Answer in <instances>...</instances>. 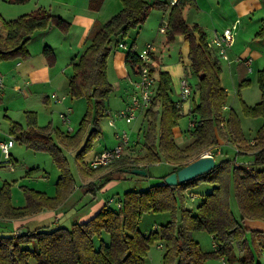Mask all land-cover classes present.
Instances as JSON below:
<instances>
[{"label": "trees", "instance_id": "1", "mask_svg": "<svg viewBox=\"0 0 264 264\" xmlns=\"http://www.w3.org/2000/svg\"><path fill=\"white\" fill-rule=\"evenodd\" d=\"M27 1L9 0L12 4ZM260 1L264 7V0ZM120 2L121 10L92 29L87 37V46L71 64L69 95L77 100L84 99L87 104V112L76 132L63 134L49 124L38 126L33 112L25 113V127L18 123L11 125V136L27 149L47 153L56 164L59 177L55 183V194L50 197L23 187L25 206L16 208L11 203L10 184L4 182L0 187V219L14 220L43 210H53L67 200L75 180L68 169L63 148L75 152L78 170L85 178L103 173L102 185L131 174L126 169H144L147 175L150 166L165 162L169 171L161 177L160 184L144 190L126 191L120 210L104 207L85 222H72L70 228L58 226L25 233L16 231L17 234L11 232L10 235L0 231V264H143L150 245L155 241H159L164 250L162 264H205L209 257H219L230 263L256 264L248 249L246 235L251 232L257 246L256 238L264 239V233L250 231L246 221L264 223V68L257 72L259 102L254 106L242 103V112L246 117L262 119L255 137L247 140L234 111L231 110L228 117L223 116L226 91L220 81L221 67L206 47V36L202 30L186 22L183 15L185 3L168 6L144 0ZM96 4L95 0H91L90 7L96 8ZM168 7L165 41L172 43L177 36L184 38L189 46L190 62L186 73L197 79L194 90L199 101L190 112L192 121L188 129L191 142L184 148L176 145L174 129L181 117V102L171 98L169 74L156 71L152 64L155 89L152 103L145 113L147 126L143 133V155L131 157L125 154L108 166L90 170L84 155L100 135L99 122L112 92V85L107 79L108 57L114 47L125 41L132 29H139L145 23L152 8L167 11ZM2 25L4 34H0V61L28 57L27 43L35 31L56 27L67 32L69 28L63 19L41 8L12 21H2ZM254 38L264 41V21ZM135 44L133 39L125 52V62L137 75L140 63ZM44 52L52 56L50 49L45 48ZM247 83V80L241 79L239 86ZM225 137L229 144L237 146L234 148L236 157H248L251 162L248 168L234 166L235 157L216 158V149L220 148L219 138ZM207 149L212 150L215 160V166L210 171L175 187L163 184L167 175L197 160ZM201 184L210 185V192L204 195L195 210L186 208L187 193L196 195L194 190ZM231 189L240 212L238 220L229 207ZM146 213H167L169 221L158 230L155 227L148 234L141 233L138 224ZM0 228H3L1 224ZM196 231H206L217 248L211 253L204 252L193 238ZM234 246L244 252L243 256L238 258L234 254ZM261 246L264 247V242Z\"/></svg>", "mask_w": 264, "mask_h": 264}, {"label": "crops", "instance_id": "2", "mask_svg": "<svg viewBox=\"0 0 264 264\" xmlns=\"http://www.w3.org/2000/svg\"><path fill=\"white\" fill-rule=\"evenodd\" d=\"M97 2L96 8L90 7L91 0H28L23 4H12L9 0H0V17L2 21L9 22L20 16L30 14L37 9H44L51 15L63 19L68 23L69 28L67 32H62L60 29L56 27H48L43 30L35 31L31 36L27 43V49L29 52L28 57L26 58H10L6 60L0 61V75L3 79V89L2 96L0 97V108H4L5 113L3 114V118H5L9 125L8 131L4 133L8 135L7 137H0V141H4L11 136V125L12 123L21 124L25 127L26 123V112H33L36 115L38 126H46L51 125L57 131L63 134H74L78 128H70L69 125H65L62 123L61 114L64 113L65 109L68 107L71 108V103H68V98L72 101L74 98H71L69 95L68 88V76L71 73V64L76 61L81 52L87 46V37L92 31V29L99 25L108 21L112 16L118 13L121 8L120 0H95ZM150 4L154 2H161L168 6H170L171 0H144ZM199 3L203 1L204 3H215L216 6L220 8L219 13L214 16V12L210 10L209 12L205 11L204 16H206V21L204 22L201 18V10L199 8L194 11V15L191 17V20H188L190 11L185 10L188 5L195 4L194 0H181L180 3H185V8L183 11L184 18L189 25H197L202 32L206 36V42L211 41L217 35H220L222 31L228 27L233 21L236 19H240V17L248 18V21L252 23V18L256 14H263V17L260 18L259 28L264 21V7L260 0H198ZM179 3V4H180ZM198 5V4H197ZM198 7V6H197ZM161 11L156 8H152L143 25L147 26V22L150 18L152 11ZM190 10V9H189ZM169 13V7L167 11H163ZM193 14V13H192ZM168 16V15H167ZM156 19V18H154ZM195 19V20H193ZM167 20V19H166ZM165 20V21H166ZM0 20V23L2 24ZM160 21L158 32L162 36V41L164 44H177V61L170 63H163L161 66L156 65L157 62V48L156 45L153 44V39L155 37V29H149V36L153 38L151 41L147 42L152 45V59L153 65L157 69L156 71H164L167 72L171 79V98L173 101H180V80L183 78L186 69L189 67L188 60V51L189 46L188 43L184 41L182 36H177L176 39L172 43H167L165 41V33L167 21ZM210 21V22H208ZM256 23V22H255ZM142 25V26H143ZM157 22L155 23V26ZM3 25H1L2 27ZM238 33V31H237ZM236 33V36H237ZM4 34V32H3ZM2 34V35H3ZM255 35V34H254ZM135 39V37H133ZM255 40H259L254 38ZM263 41V40H262ZM126 44L127 49L116 48L112 49L108 61H107V79L109 83L112 85V90L116 89L118 93L123 94L120 95V106L117 108L118 110L123 108L129 101L130 97L134 92L133 82L136 80V75L133 74L129 68V66L125 62L126 51L128 50L129 44L125 41H122ZM136 45V44H135ZM50 49L52 56L48 53L44 52V49ZM251 48L247 47L245 49L239 50L236 46V38L233 47L228 50V61L226 62L228 69L239 70L242 74L240 76L241 79H245L246 75H243L244 72L248 71L247 67L244 65L243 59H251V66L254 62H260L264 60V53L260 51H254L251 55L248 51ZM137 53H140L136 50ZM215 60L221 67L219 62V58L216 56L215 51L211 50ZM231 59V61H230ZM264 65V64H262ZM250 66V67H251ZM264 68V67H263ZM70 69V72H67ZM259 71V70H258ZM155 77V74H154ZM192 94L188 100L180 103L181 107V116L186 114L190 117L192 121L190 112L193 109L195 104H198V93L192 88ZM56 93L57 95H62L61 98H65L61 101L53 100L50 95ZM80 99L76 100V102H80ZM20 103V111L22 112L24 123H19L17 120L12 119V114H10V107L14 103ZM63 103V104H61ZM1 110V109H0ZM60 112L59 120L61 125H64L67 128H61L59 125L54 123L52 118L54 113ZM109 108H106L104 113L107 114ZM146 111H143L137 115V117L142 119V122L147 123L145 119ZM49 114V118L47 116ZM103 116V117H104ZM14 117V116H13ZM21 119V118H20ZM40 119H46L47 124H41ZM100 123V122H99ZM60 124V123H59ZM191 126V122H190ZM189 126V128H190ZM70 129V130H69ZM100 129V127H99ZM176 129H174V134L176 133ZM139 131L144 133L142 128H139ZM115 134V133H114ZM101 135V132H100ZM13 137V136H12ZM14 141L19 142L16 137H13ZM138 142V143H137ZM137 147H140L139 141H137ZM15 144V143H14ZM136 146H133L127 150L133 149ZM14 148V146L12 147ZM104 149H107L106 146ZM142 149V148H141ZM101 151V150H100ZM143 151V149H142ZM102 152V151H101ZM99 154L95 152L92 157L86 162H88L95 156ZM129 155L128 153H126ZM143 154V153H142ZM131 156V155H129ZM133 156V155H132ZM131 156V157H132ZM13 158V157H12ZM15 160V158H14ZM91 170V169H90ZM167 173V172H166ZM165 173V174H166ZM164 174V175H165ZM103 173L97 174L94 177L83 178L81 180V186H86V190L91 192L93 197H95L94 193L98 190L103 193H107L112 188L114 189L117 184V180H112L102 185L103 183ZM7 182V181H4ZM92 185L93 188L88 190L87 185ZM80 186V187H81ZM29 188V187H28ZM33 189V188H32ZM81 189V188H80ZM36 190V189H34ZM38 192L45 193L47 196L52 197L54 194H48L47 192L39 191ZM78 191V190H77ZM24 198V197H23ZM106 199H102V201H96L94 205L90 207V209L86 212L83 211L79 218H74L73 222H85L95 214H97L100 210L106 207ZM11 203L16 208H21L25 206V199L21 202V200H16ZM64 205H58L53 210H43L39 213L33 214L31 216L22 217L14 220H1V225L3 228H0V231H3L5 234L10 235L11 232L19 231L20 233H25L27 231H32L29 227H34L35 229H53L55 227L61 226L67 228L66 222H64V215L59 210ZM73 217V216H72ZM61 221L64 223L60 224ZM50 224V225H49ZM35 225V226H33ZM246 225L252 231H258L260 234L264 233V223L261 221H246ZM250 230V231H251ZM257 246L258 249L262 247L264 239L261 237H257ZM258 250V252H259ZM259 263V261L257 262ZM223 264L225 262L223 261Z\"/></svg>", "mask_w": 264, "mask_h": 264}, {"label": "rangeland", "instance_id": "3", "mask_svg": "<svg viewBox=\"0 0 264 264\" xmlns=\"http://www.w3.org/2000/svg\"><path fill=\"white\" fill-rule=\"evenodd\" d=\"M194 1L195 4L188 5L185 9H188L186 11V14L188 11H190L188 20H191L190 17L194 15V11H196L198 8L199 10H201V18L204 22L206 21V16H204V14L202 13H204L205 11L209 12L210 10H212L214 12V16L219 13L220 8H218L219 6H216L215 3L208 4L204 3L203 1H201V3H199L198 0ZM167 15V12H158L156 10L152 11L150 18L147 22V26L143 25L139 29H132L129 32L128 37L125 39L126 42L130 44L133 40V37H135V49L138 52H141L145 48L146 44H150L147 42L153 39L149 36V29L151 27L154 28L156 33L153 39V44L156 45L157 48H159L157 51L158 58L156 62V65L158 66H161V64L163 63L176 62L178 57V45L164 44V42L162 41V36L158 32L160 21H165L167 19ZM261 17H263V14L260 13L251 17L253 21L252 23L248 21V18H244L243 16L238 19L240 23L236 36V46L239 50L249 47L251 48V50H249L248 52L251 55L254 51H260L264 53V41L254 39V34L259 30ZM191 18L195 17L193 16ZM156 22L157 25L155 26ZM1 25L2 24L0 23V34H3V27H1ZM219 62L221 64L220 81L221 85L226 91V100L224 103L225 107L223 108V116L228 117L230 111L233 110L239 119L240 127L245 138L247 140H251L255 137L256 132L262 123V119L246 117L242 112V103L246 104L247 106H254L256 103L259 102L260 90L257 84V72L258 70H261L264 67V65H262L264 64V60L260 62H254L253 65L250 67L251 73L244 72L243 75H246L245 80H247L248 83L242 85L241 87L239 85L241 81L240 76L242 74L239 72V70L235 69L231 71L230 69H228L226 62H224L222 59H219ZM67 72H70V69H68ZM184 74L186 75L187 81L190 86L195 89L197 79L192 75H188L186 72ZM54 94L57 96L58 99H61L62 95L60 96L56 93ZM120 95L122 96L123 94L118 93L117 90L114 89L108 97L106 107L107 109L109 108V113H112V115L116 111H118L117 108L120 106ZM76 100L77 99H73L71 101L70 98H68V103H71L70 107L72 110L69 115V127L74 129L78 128L79 123L87 112L86 100L80 99V102H76ZM19 105L20 103L15 102L14 106L12 105L10 107V114H12L11 116L13 120H17V122L19 123H24V118L22 112L19 109ZM0 109V137L3 138V136H8L4 133L8 131L9 123L5 118L2 117L5 113L4 108ZM60 112L58 111L57 113L53 114L52 118L54 120V123L59 125L61 128H67L64 125H61V122L58 117ZM186 114L182 115L178 120V125L174 136L175 143L180 148L186 147L191 142V138L188 133L191 120L190 117H188ZM47 116L48 118L50 117L49 114H47ZM112 118L110 119V116L108 114H105V116L102 117V119L100 120L99 127L101 135H99L98 138L93 140L91 148L85 153V162H87L95 152L100 153L101 151L105 150V146L107 149L114 148L117 144L116 133L121 134V132L123 131L126 132L131 143L137 141H139L140 143V147L136 146L133 149L126 150L123 155H125L126 153L131 156L133 155L132 157L143 155V151L141 148L144 142V137L143 133L139 131V128H142V130L145 131L147 124L142 122V119L139 117H136L129 124H126L123 120L119 118ZM111 120H114V126L109 125V122ZM40 123L45 125L47 124V121L46 119H40ZM14 143V148H11L10 150L12 163L10 168L4 165L1 166V163L5 160L3 159L0 153V187L3 185L4 181H7V183L10 184V196L12 202H15L18 199L22 202L23 199H25L23 198V187L33 188L39 191L47 192L48 194H55V183L57 181V178L59 177V170L56 164L53 162L52 158L45 152H36L27 149L20 142L14 141ZM219 147L220 148L217 147L216 149V151L218 152L216 157L217 159H233L235 157V162H233V164L245 163L248 161V157L235 156L234 148H236L237 146H232L231 144H229L227 137L219 138ZM62 150V153L66 159V163L68 164V169L70 170V173L72 174L75 180V184L70 196L61 204L64 206H62V208L59 210V212H62L64 215L66 214L64 216V222H66L67 228H70L71 223L73 222L72 220L74 218H79L78 216L81 215L83 211L87 212L97 200L102 201V199L112 197L114 198V203L111 204L110 207L115 209L117 208V203L119 202V200H123V196L126 191L144 190L146 188H149L150 186L160 184L162 181L161 177L169 171V166L167 165V163L160 162L159 164L150 166L147 169L148 173L146 176L138 177L136 175L126 174L124 178L117 180L118 182L114 186V189L112 188L110 191H107V193H103L102 191L98 190L94 193L95 197H93L91 192L86 190V186H81V180L85 178V176L80 174L78 170L75 152L69 151L64 148ZM208 151L210 150H204L201 155L207 153ZM87 187L88 190H91V188H93L91 184L87 185ZM211 188L212 187L210 185H199L194 190L196 197L193 201L189 199L190 193L188 192L185 200V207L195 210L196 205L201 201L205 194L210 192ZM228 200L230 210L233 216L238 220L240 218V212L232 189L229 191ZM167 221H169V215L167 213L160 215L146 213L140 219L138 229L141 233L148 234L155 227L158 230L159 227L161 225H164ZM60 224L64 225L62 221ZM246 227L251 230L250 226L248 227L246 225ZM49 228L50 227H48V229ZM29 229L33 230L34 227H29ZM193 238L195 239V241L198 242L200 248L204 252L211 253L214 250L212 238L206 231L194 232ZM246 240L248 249L250 250L254 258V262L257 264V262L259 261V264H263V261L259 256L258 246H256L253 242V236L251 232L247 233ZM159 244V241H155L150 245L143 264H162L164 250L158 247ZM233 250L234 254L238 258L243 256L244 254V252L239 250L236 246H234ZM223 261L224 260L219 257H209L206 260L205 264H223ZM224 262L225 264H241L239 261H234L232 263L227 261Z\"/></svg>", "mask_w": 264, "mask_h": 264}, {"label": "built area", "instance_id": "4", "mask_svg": "<svg viewBox=\"0 0 264 264\" xmlns=\"http://www.w3.org/2000/svg\"><path fill=\"white\" fill-rule=\"evenodd\" d=\"M181 2V0H171L170 6L178 5ZM240 21L236 19L233 21L228 27H226L220 35H217L214 37L211 41L206 42V47L209 50H214L216 56L219 59H223L224 61L229 62L228 58V50L233 47L235 43L236 33L239 28ZM119 48H123L124 50L127 49L126 44L119 43ZM152 45L146 44L145 48L138 53V60L140 63V69L138 71V74L136 75V80L133 82V88L134 92L130 97V101L121 109L116 111L113 115L112 113L107 112V114L110 116V119L112 118H119L123 120L126 124L131 123L139 113L146 111L151 103L154 96V89H155V77L153 72L151 71V67L153 64L152 59ZM244 65L247 67L248 71L251 70V59H243ZM180 101L185 102L188 100L192 94L191 86L187 81L186 75L184 74L183 78L180 80ZM2 89H3V79L0 75V97L2 96ZM55 101H61L65 98L58 99L55 94L50 96ZM225 107V106H224ZM223 107V108H224ZM71 108H67L64 113H62L61 120L62 123L65 125H69V115L71 113ZM112 118V119H113ZM110 126H114V120H111L109 122ZM70 130V129H69ZM116 139L117 144L112 149H105L99 154L95 155L89 162H88V168L91 170H96L100 167H105L113 163L114 161L120 159L124 152L133 147L136 146V142H130V139L126 132L116 133ZM14 146V139L12 136H10L8 139L4 141H0V153L5 161L1 163V166L9 167L12 165L11 163V154L10 150ZM212 156V152L208 151L207 153L201 155L200 157H208ZM213 157V156H212ZM251 162L247 161L245 163H235L234 166H244L246 168L249 167ZM12 169V168H11ZM163 184H165L163 182ZM196 195H189V199L193 201L195 199ZM114 203V198H108L106 200V207H110L111 204ZM122 207V201L119 200L117 203V208L115 210H120ZM1 223V220H0ZM17 234V232H15ZM159 248H162L161 245L158 246ZM213 248H217L216 244L213 242ZM259 256L263 261L264 264V247L260 249Z\"/></svg>", "mask_w": 264, "mask_h": 264}, {"label": "water", "instance_id": "5", "mask_svg": "<svg viewBox=\"0 0 264 264\" xmlns=\"http://www.w3.org/2000/svg\"><path fill=\"white\" fill-rule=\"evenodd\" d=\"M215 166V160L212 156L200 157L197 160L191 162L178 171L167 175L163 182L171 187H175L178 184L185 183L197 176H200L210 171ZM127 173L145 176L146 171L144 169L134 168L132 170H125Z\"/></svg>", "mask_w": 264, "mask_h": 264}]
</instances>
